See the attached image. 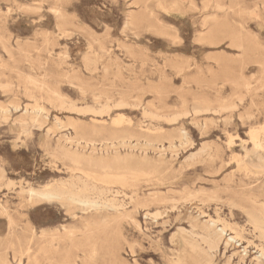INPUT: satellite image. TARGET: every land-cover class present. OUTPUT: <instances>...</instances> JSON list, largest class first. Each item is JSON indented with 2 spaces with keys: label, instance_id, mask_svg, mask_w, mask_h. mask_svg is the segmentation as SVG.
<instances>
[{
  "label": "rangeland",
  "instance_id": "374dc122",
  "mask_svg": "<svg viewBox=\"0 0 264 264\" xmlns=\"http://www.w3.org/2000/svg\"><path fill=\"white\" fill-rule=\"evenodd\" d=\"M262 85L264 0H0V260L31 264L29 248L39 264H205L180 229L224 225L211 264H264V233L242 210L264 222V167L245 174L235 161L251 134L264 140ZM219 102L237 107L193 111ZM32 106L38 123L21 124ZM75 134L97 150L115 138L118 157L88 150L80 169L128 216L29 206L22 190L70 180ZM96 214L84 234L78 221Z\"/></svg>",
  "mask_w": 264,
  "mask_h": 264
},
{
  "label": "bare ground",
  "instance_id": "6f19581e",
  "mask_svg": "<svg viewBox=\"0 0 264 264\" xmlns=\"http://www.w3.org/2000/svg\"><path fill=\"white\" fill-rule=\"evenodd\" d=\"M215 8L217 10L223 9L220 5H216ZM212 17H210V19H204L201 22V27L205 28L207 26V24H209L210 20H212L211 19ZM214 17H215V15H214ZM209 31H210V29H209ZM202 34H204V33H202ZM209 36H210V33L208 32V37ZM202 41H204V40H202ZM101 48H103V47H101ZM40 84H42V83H40ZM261 88H262V90H264V85H262ZM41 89H42V86H41ZM107 107H109V106L101 107L98 109L99 111H97V110L92 109L91 107L88 110H85L86 108H88L86 106V108L84 110L87 112H93V113H96L98 115H101L104 112L103 110ZM235 107H237V106H235V104H230V103L228 104V103H224V102H219L216 107H211V105L207 106L205 104H200L199 106L195 107L193 109V111L197 114L199 112H202V113L203 112L222 113V112L233 111V109ZM109 109H110V107H109ZM0 111H1V114H3L4 116H7L8 112L6 109L0 107ZM42 111H43V109L39 106H32L30 112L26 108L24 113H23V116L19 120V122L21 124H24L27 119H30L33 123L36 124V123H38L37 119L41 116ZM108 112H109V110H108ZM106 114H108V113H106ZM176 119L177 118H174L173 120L176 121ZM173 120H171V122ZM249 133H251V131ZM180 135L182 137L183 134L181 133ZM123 138L124 137H121V140L118 143H117V139H116V144L118 146H124L127 143L123 140ZM249 138L251 140L250 141L251 142V148L250 149L245 148L244 149V154H245L244 157L241 159L235 160V161H237L236 162V165H237L236 168L238 169V172L241 169L244 170L245 174H246V172L250 173V174H258L261 172L262 168L264 167V140H262L260 137H258L257 134L256 135L251 134V136ZM249 138H248V140H249ZM114 140H115V138L113 140H111L112 142L109 143L110 147H108V145L106 144V145H104V148H102V149L107 151V148H111L113 151V154L111 156L112 157H118L120 154L115 149V145L113 143ZM184 140L182 139V141H184ZM66 142H68L69 144H68V146L64 147V154L67 157H69L70 161L73 164L71 170H69V171H71L70 172L71 173L70 180L66 181V182L55 183L52 185H46L43 188H41L40 190H36V189L30 188V187H28V189H26V190H22V191H25V193H26V200H27L29 206L33 207V206L38 205L42 202L58 201L62 205H66L67 207L70 206V209H68V215L71 217L72 220L76 219V215H74L72 212H69L71 210H78L80 212H87V211L92 210V209H94L95 211L113 210L116 213L120 214V217L128 216L127 211L123 209L124 204L118 202L115 199V197H113V193L111 192L110 189H107V188L100 186L97 183V182H99V180L97 181V178L94 180L92 177H90L91 175L89 176L88 173L86 174L82 169H80V164L82 163V161H84L88 158L87 157L88 155H86V152L88 150L90 151V153H89V155H90L91 153H95L96 151L101 152L102 149L97 150L95 148L93 140H90L87 138H82L77 134H75L74 137L66 138ZM171 144H173V143H171ZM102 146H103V144H102ZM125 146H127V145H125ZM203 151H204V148L200 150V153H202ZM100 155H104L105 158H107L106 156H109V155H107V153H105V154L101 153ZM100 155H98L97 160L103 159V156H100ZM95 162H96V160H95ZM1 170H0V180L3 179V174H2ZM115 194H116V191H115ZM154 201L157 202L155 197L152 199V202H154ZM146 204H147L146 202L141 203L142 206H144ZM242 210L244 211L245 215L247 216L248 223L251 225L253 230L259 231L260 233L263 234L264 233V230H263L264 222H263V220L261 218H259L258 216H255L250 210H247V209H242ZM101 215L96 214V215H90V216L80 218L78 223L82 224L84 234L87 233L92 226H96L102 222L101 221L102 219H100ZM150 216L155 219L156 217H159L160 214L158 212H156V213L151 214ZM215 224H216L215 222L211 223L212 226ZM9 225L10 226L12 225L11 220H9ZM225 227L226 226L223 225L222 228H220L218 230L208 231V234L203 235V236H201V235L200 236L199 235L193 236L192 233L189 234L188 232H185L184 230H181V229H180V232H181L180 234H184V235L187 234L189 237H187V235L185 236V237H187L185 242L189 245L190 250L192 252H194L197 255V257H199L200 260L203 261V263L211 264V262H212L211 260L213 258L212 254H211L212 250L217 248L216 246L218 243V239H220L224 235ZM62 230H66V228L62 226ZM205 230H207V229H205ZM68 237H71V235L69 234ZM229 240H232V238H229ZM202 245H205L207 248L206 249L203 248ZM259 250L261 253L260 255L262 257H264V248H260ZM29 251H30V249L26 248V250L22 253V255H25L30 260V261H28L29 263L31 262V264H39L40 261L38 260V258H36L35 256H30ZM44 261L48 262L49 264L51 263V259H44ZM0 264H9V263L4 261V260H0ZM14 264H21V258L14 260Z\"/></svg>",
  "mask_w": 264,
  "mask_h": 264
}]
</instances>
